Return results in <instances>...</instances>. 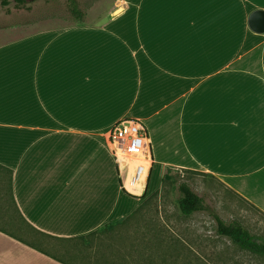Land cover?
I'll list each match as a JSON object with an SVG mask.
<instances>
[{
    "label": "crops",
    "instance_id": "0c3cea01",
    "mask_svg": "<svg viewBox=\"0 0 264 264\" xmlns=\"http://www.w3.org/2000/svg\"><path fill=\"white\" fill-rule=\"evenodd\" d=\"M127 2L0 45V165L22 216L73 238L134 212L109 139L125 120L147 131L149 182L203 172L264 213V34L249 27L264 0ZM0 264L61 263L0 232Z\"/></svg>",
    "mask_w": 264,
    "mask_h": 264
},
{
    "label": "rangeland",
    "instance_id": "374dc122",
    "mask_svg": "<svg viewBox=\"0 0 264 264\" xmlns=\"http://www.w3.org/2000/svg\"><path fill=\"white\" fill-rule=\"evenodd\" d=\"M3 1L0 0V45L16 39L6 36L14 33L13 31L26 28L54 31L83 22L100 24L120 15L130 5L127 0H77L80 10L85 14L82 20H77L70 13L67 0H26L25 6L18 8L15 0H7L8 5H3ZM188 171L190 172L186 169H167L164 175L168 174L169 180L162 188L161 174L154 169L148 196L161 190L156 205L153 207L152 202L149 209L143 214H138L125 226H119L125 219L122 218L99 230L106 228L113 230L111 233L120 232L122 237L114 243L121 242V239H137L141 242L149 238L148 233L156 224H160L188 243L193 263L197 258H202V264H264V258L253 256L241 250L229 238L218 235L217 224L208 213L198 212L188 219L181 217L178 212V187L181 183H187L226 223L238 222L253 236L264 239V213L243 204L212 175ZM34 234L29 230L24 237L52 250L60 247L54 240L44 236L39 239Z\"/></svg>",
    "mask_w": 264,
    "mask_h": 264
},
{
    "label": "trees",
    "instance_id": "16d2710c",
    "mask_svg": "<svg viewBox=\"0 0 264 264\" xmlns=\"http://www.w3.org/2000/svg\"><path fill=\"white\" fill-rule=\"evenodd\" d=\"M16 6L23 7L26 0H15ZM68 9L77 20H82L85 14L80 10L77 0H67ZM3 5H8L7 0ZM187 172H190L186 170ZM216 179L214 176H212ZM169 180L168 174L162 178V188ZM219 183H221L218 180ZM224 185L223 183H221ZM225 186V185H224ZM226 187V186H225ZM180 198L178 200V212L182 218L188 219L198 212H206L213 217L217 224V233L222 237L229 238L241 250L253 256L264 258V239L253 236L243 225L238 222L226 223L220 216L205 202V199L198 195L187 183L179 185ZM161 189V188H160ZM226 189L240 199L243 204L249 205L252 209L258 210L251 203L226 187ZM161 190L148 196V188L142 198L133 197L142 201V204L128 217L122 220L119 226L129 224L138 214H143L149 209ZM162 196V195H161ZM14 211V213H13ZM259 211V210H258ZM157 213V212H156ZM106 226V225H105ZM35 233L39 239L42 236L54 240L60 246L58 249H49L37 245L36 241H29L24 236L28 231ZM0 232L11 238L35 249L36 251L52 258L61 264H202V258L196 262L191 261V250L188 243L176 236L168 228L160 224L149 231V238L144 241L131 239L129 241L116 242L122 237L120 232H113L110 229L96 230L89 234L73 237L58 238L40 232L29 224L22 216L17 207L13 194V171L0 165ZM116 233V234H115ZM204 260V259H203Z\"/></svg>",
    "mask_w": 264,
    "mask_h": 264
},
{
    "label": "built area",
    "instance_id": "2783aa9c",
    "mask_svg": "<svg viewBox=\"0 0 264 264\" xmlns=\"http://www.w3.org/2000/svg\"><path fill=\"white\" fill-rule=\"evenodd\" d=\"M109 139L121 171L123 190L131 196L142 198L149 185L152 166L145 127L140 121H121L112 127Z\"/></svg>",
    "mask_w": 264,
    "mask_h": 264
},
{
    "label": "water",
    "instance_id": "95a60500",
    "mask_svg": "<svg viewBox=\"0 0 264 264\" xmlns=\"http://www.w3.org/2000/svg\"><path fill=\"white\" fill-rule=\"evenodd\" d=\"M250 29L257 34H264V12H254L249 20Z\"/></svg>",
    "mask_w": 264,
    "mask_h": 264
}]
</instances>
